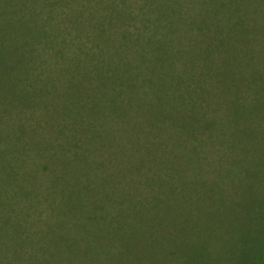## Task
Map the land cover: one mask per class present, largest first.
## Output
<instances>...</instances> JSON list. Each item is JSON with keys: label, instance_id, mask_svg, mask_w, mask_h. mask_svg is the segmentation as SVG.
Segmentation results:
<instances>
[{"label": "trees", "instance_id": "16d2710c", "mask_svg": "<svg viewBox=\"0 0 264 264\" xmlns=\"http://www.w3.org/2000/svg\"><path fill=\"white\" fill-rule=\"evenodd\" d=\"M244 1L0 0L4 191L44 227L18 261L107 264L161 203L205 201L212 157L264 139V13Z\"/></svg>", "mask_w": 264, "mask_h": 264}, {"label": "rangeland", "instance_id": "374dc122", "mask_svg": "<svg viewBox=\"0 0 264 264\" xmlns=\"http://www.w3.org/2000/svg\"><path fill=\"white\" fill-rule=\"evenodd\" d=\"M243 5L264 13V0ZM209 162L205 201L161 203L150 228L133 232L107 264H264V139L252 140L250 151ZM8 167L0 159V264H22L14 247L26 254L44 227L29 226L34 217L25 210L32 194L17 199L4 191L12 180ZM23 180L25 189L45 196L46 183H36L30 168Z\"/></svg>", "mask_w": 264, "mask_h": 264}]
</instances>
